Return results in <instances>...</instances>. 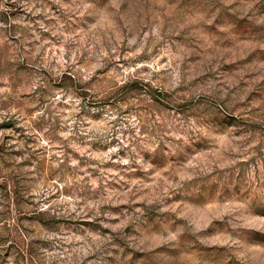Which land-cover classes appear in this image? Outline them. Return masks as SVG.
Segmentation results:
<instances>
[{"label":"rangeland","instance_id":"rangeland-1","mask_svg":"<svg viewBox=\"0 0 264 264\" xmlns=\"http://www.w3.org/2000/svg\"><path fill=\"white\" fill-rule=\"evenodd\" d=\"M0 264H264V0H0Z\"/></svg>","mask_w":264,"mask_h":264}]
</instances>
